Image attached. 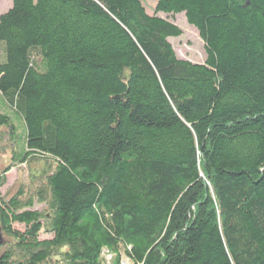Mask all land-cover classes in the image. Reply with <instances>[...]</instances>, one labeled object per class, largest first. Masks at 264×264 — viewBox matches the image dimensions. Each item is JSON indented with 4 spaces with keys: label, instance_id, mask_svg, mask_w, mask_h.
Returning a JSON list of instances; mask_svg holds the SVG:
<instances>
[{
    "label": "trees",
    "instance_id": "obj_1",
    "mask_svg": "<svg viewBox=\"0 0 264 264\" xmlns=\"http://www.w3.org/2000/svg\"><path fill=\"white\" fill-rule=\"evenodd\" d=\"M11 1L0 155L35 189L0 172V264H264V0Z\"/></svg>",
    "mask_w": 264,
    "mask_h": 264
},
{
    "label": "rangeland",
    "instance_id": "obj_2",
    "mask_svg": "<svg viewBox=\"0 0 264 264\" xmlns=\"http://www.w3.org/2000/svg\"><path fill=\"white\" fill-rule=\"evenodd\" d=\"M143 5L147 8L148 12L152 13L155 10V6L159 0H141ZM12 7L11 0H0V15L6 13ZM163 18L171 19L183 32L182 36L179 38H172L170 42L172 43L177 55L181 59L190 60L192 62H203L205 58L204 44L199 36L198 31L190 26L186 20L184 14H179L174 17H170L164 14H160ZM4 49V44L0 43ZM0 59H2V49L0 47ZM5 58L3 56L4 62ZM4 112L8 113L5 109ZM14 124L17 126V135L21 137L16 142H10L8 147H12V143L18 151L22 149V137L24 135V130L21 128V124L15 118H13ZM11 151H7L5 155H0V172L4 170L7 166H11V170L6 174V183L1 189L2 196L6 199L11 195H14L17 191L23 189L27 196L34 192L35 186L29 185L28 182V169L24 165L14 164L11 157ZM42 205H36L39 210L44 209ZM43 211V210H42ZM14 227L19 231H24V226L15 224ZM41 239H49L51 236L49 234H42ZM116 254L107 249L103 251L102 258L100 261L103 264H114L117 260ZM121 264H130V261L124 256L120 257Z\"/></svg>",
    "mask_w": 264,
    "mask_h": 264
}]
</instances>
